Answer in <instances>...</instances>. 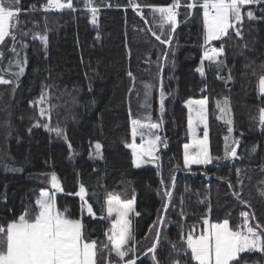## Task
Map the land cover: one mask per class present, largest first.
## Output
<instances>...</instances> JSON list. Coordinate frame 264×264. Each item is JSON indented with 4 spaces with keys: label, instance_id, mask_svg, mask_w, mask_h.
Returning <instances> with one entry per match:
<instances>
[{
    "label": "trees",
    "instance_id": "trees-1",
    "mask_svg": "<svg viewBox=\"0 0 264 264\" xmlns=\"http://www.w3.org/2000/svg\"><path fill=\"white\" fill-rule=\"evenodd\" d=\"M136 2L167 6L173 0ZM187 2L180 0L179 23L171 32L167 25L160 27L158 14L148 7L138 14L129 0H92L91 6L98 9L94 26L85 0H73V9L65 13H42L47 0H20L16 47L24 56V75L17 79L7 74L17 82L0 86V224L35 207L40 191L50 189L55 173L63 188L56 197L58 208L67 209L71 218L82 217L85 235L92 240L105 241L104 233L110 228L108 219H101L106 216L107 195L135 197L134 207L140 215L133 213V230L140 241L137 254L143 264H152L150 256H144L152 237L145 239V234L165 214L162 206L166 202L170 207L164 231L178 246L181 231L187 233L194 225L199 231L205 215L212 222L227 218L235 226L241 223L240 213L248 211L256 216L250 223L264 225V197L260 195L264 191V127L259 111L264 98L258 92V77L264 74V2L242 9V39L230 30L228 38L211 44H224L226 66L218 73L215 66L205 63L203 77L196 71L205 47L203 10H188ZM249 10L255 19L247 17ZM153 32L165 40L171 34L170 44H161ZM37 35H46L47 43L33 38ZM11 45L8 39L2 48L0 66L4 69L12 55ZM146 84L152 86L149 107L143 106ZM45 90V108L51 105L52 109L50 120L47 116L41 119L40 106H33ZM225 97L230 101L232 132L218 118L217 101ZM201 99L207 100L208 151L213 162L210 167L187 169L188 114L183 107L188 100ZM148 115L152 123H161L163 149L155 169L138 170L126 145L132 143L131 121L147 122ZM37 121L49 124V129L34 127ZM56 128L63 135L50 130ZM233 141H239V158L225 159L226 142L236 146ZM97 142L102 145L103 158L92 163ZM81 185L87 190L95 218L81 213L80 198L74 194ZM165 186L173 191L170 202L164 195ZM233 192H239L250 207L241 204ZM158 255L160 264H172L177 258L168 241ZM106 256L99 257L101 264ZM244 256L248 264H264L260 254ZM112 260L117 258L113 255ZM180 264H192L190 255L182 257Z\"/></svg>",
    "mask_w": 264,
    "mask_h": 264
},
{
    "label": "snow or ice",
    "instance_id": "snow-or-ice-1",
    "mask_svg": "<svg viewBox=\"0 0 264 264\" xmlns=\"http://www.w3.org/2000/svg\"><path fill=\"white\" fill-rule=\"evenodd\" d=\"M264 0H189L186 3L188 10L200 8L203 10V40L204 50L201 56V66L196 69L201 76L205 75V61L208 66H215L219 73L225 64V47L221 43L219 47H207L212 41H222L230 36V30L235 32L237 38H243L241 24L243 22L242 9L245 6H250L253 3H261ZM92 0H85V7L92 14L91 23H97L96 13L98 9L91 6ZM20 0H0V65L4 59L2 50L8 39H11L12 45L9 51L14 55L15 61L9 59L8 67H12L13 63L19 69L18 72L5 73V70L0 66V84H11L12 80L6 79L5 74L12 75L17 79L24 72L23 62L20 60V53L17 50L16 30L19 25V14L22 11ZM111 7V5H108ZM129 6L138 14H142L144 7H148L152 13L158 14L160 18V27L169 26L171 32H175L179 21L177 20L178 9L181 7L180 0H173L167 6L141 5L136 0H129ZM43 11L48 12L52 9H73V0H66L62 3L61 0H47V3L41 6ZM35 11V7L31 9ZM249 19H255L252 11L247 12ZM143 18V16H142ZM26 35V33H25ZM155 38L161 44H170L172 35L168 39H162L161 35H156ZM34 39H41L47 43V36H34ZM26 46V45H24ZM22 46V47H24ZM167 55L165 54V59ZM264 68V65L261 66ZM128 75L132 77V73ZM255 75V73H254ZM133 80L135 79L132 77ZM218 78L223 79L222 76ZM227 80H232L231 70ZM152 86L145 85V104L144 107H149L148 97ZM132 89H130V92ZM258 92L264 98V74L258 77ZM47 90L42 91L38 101L34 102L40 106L39 116L41 119L48 117L50 120L51 105L45 108L47 103ZM164 89L160 91V112H164ZM187 105L189 112H195V117L200 123H205L207 100H188ZM230 101L227 97L223 101H217V108L224 115L231 112ZM260 124L264 127V107L260 108ZM223 118V117H220ZM147 122L139 120L131 121V134L133 141L139 136L142 143L137 145L135 142L127 144L132 151L133 165L140 167L141 164L154 162V155L157 151V146L163 143L161 137L156 134V130L161 127V123H152L151 116L146 117ZM227 123L232 124V120L228 119ZM189 129L193 128V118L190 115L188 120ZM34 127L43 126L49 129V124H43L37 121ZM56 132L57 136L63 135V131L59 128L50 129ZM31 131V129L29 130ZM232 132V127L228 128ZM145 137H148L144 143ZM66 138V137H65ZM207 125L205 124L204 138L194 139L192 144L184 145V166L188 168L191 164L208 165L213 162V157L209 154L207 147ZM227 141V137L225 138ZM236 146L229 147L226 142L225 159H238L237 147L239 141H233ZM166 146V145H165ZM71 148V144H69ZM191 149V151H190ZM255 151V148H253ZM96 155L102 157V145L95 143ZM145 157L150 160H145ZM15 170V169H14ZM240 170H237L239 179ZM164 184V181H161ZM50 189L41 190L39 197L35 201V207L26 208L18 218L8 222L6 225L0 224V264H101L99 257L107 253L104 264H137L140 260L138 246L140 241L136 239L133 230L132 214L139 216L140 213L135 210L133 199H123L118 194L109 193L105 200L106 216L101 219L110 221V228L105 231V241L89 239L85 235L86 227L81 218H71L68 210H60L56 204V194L63 191L55 173L50 178ZM175 187V179L173 178V188ZM229 187H232L229 184ZM80 198L81 213H86L89 217H96L93 205L89 203L86 188L81 185L79 191L74 193ZM165 197L171 201L173 191L165 186ZM241 204L250 207L247 201L241 198L239 192H233ZM260 195L264 197V191H260ZM164 215H159L157 220L149 226L148 233L145 234V239L152 237L150 247L144 252V256H150L152 264H160L158 253L162 251L163 244L168 241L172 253L176 255V259L172 264H180L182 257L190 255L192 264H248V260L242 254L259 253L264 256V225L259 222L255 224L250 221H256L254 213L242 211L240 213L241 223L235 226L230 225L229 219L225 218L220 222H212L207 215L202 218V226L197 231L194 225L187 233L181 231L180 245L176 242L169 241L167 233L164 231L168 224L167 211L170 203L163 204ZM210 211V207H209ZM181 217L184 219L183 213V198H181ZM117 260L114 262L112 256ZM140 264L143 261L140 260ZM258 264V262H257Z\"/></svg>",
    "mask_w": 264,
    "mask_h": 264
},
{
    "label": "rangeland",
    "instance_id": "rangeland-1",
    "mask_svg": "<svg viewBox=\"0 0 264 264\" xmlns=\"http://www.w3.org/2000/svg\"><path fill=\"white\" fill-rule=\"evenodd\" d=\"M61 2L64 3V2H66V0H61ZM52 10H53V13H65V12H70L72 9H62V10H61V9H52ZM42 13H48V12L42 11ZM90 25H91V26H94V25L91 23V21H90ZM17 30H18V28H17ZM17 30H16V32H17ZM214 42H216V41H212L209 45H207V47H211V44L214 43ZM19 53H20V57H19V58H20V60L23 62V67H24V56H23V54H21V52H19ZM9 59L15 61V57H14V55L12 54V55L10 56ZM8 61H9V60H8ZM5 69H7V70L9 69V67H8V62H7V64H6ZM5 69H4V70H5ZM11 70H14V71H17V72L19 71V69L15 66V63H13L12 67H11L10 70H9V72H14V71H11ZM23 75H24V72L19 76V79H21V78L23 77ZM199 75H200V73H199ZM200 77H203V76L200 75ZM5 78H6V79H10V80L13 79L12 77H8L7 74H5ZM13 81L17 82L16 80H13ZM13 81H12V82H13ZM7 85H8V84H7ZM0 86H3V84H0ZM183 108L187 111V114H188V115H187V124H188L189 116L191 115L192 118H193V128H192V129H189V125H188V138H189V144H192L194 139L200 140V139H203V138H204L205 124L207 125V132H208V107H207V105H206L205 123H200V122L196 119V117H195V112H192V113L189 112V107H188L187 104H186ZM220 117H223V118H220ZM218 118H219V120L225 122V124L228 125V126L230 127V125L227 123V120L230 119V118H229V114H228V115H224V114L221 113L220 110L218 109ZM156 123H158V122H156ZM156 134L160 136V134H161V127H160L158 130H156ZM147 139H148V137H145V140H144L143 142L146 143V142H147ZM161 140H162V139H161ZM228 141H229V140H227V142H228ZM133 142H135L137 145H139V144L142 143V141H141V139H140L139 136L136 137L135 141H133V138H132V143H133ZM207 147H208V139H207ZM161 149H163V143H160V144L157 146V151H155V153H154V155H155L156 157L158 156V152H159ZM130 151H131V149H130ZM184 151H185V150H184ZM190 151H191V149H190ZM131 153H132V151H131ZM90 159H91V162H92V163H96V162H99V161H100V157H98V156L96 155L95 147H94V149H93V151H92V153H91V157H90ZM157 159H158V158H157ZM157 159H155L154 162L143 163V164H141L140 167H135V168L138 169V170H141V169H150V168H151V169H155V168H156V165H157ZM145 160H150V158L145 157ZM205 167H210V164H208V165L191 164L187 169H202V168H205ZM59 194H60V193H57V194H56V197H57ZM56 204H57V202H56ZM57 207H58V206H57ZM68 214H69V213H68ZM69 215H70V214H69ZM132 216H133V214H132ZM108 221H109V220H108ZM109 223H110V221H109ZM110 226H111V225H110ZM248 254H259V253H248ZM242 255H247V254H242Z\"/></svg>",
    "mask_w": 264,
    "mask_h": 264
},
{
    "label": "built area",
    "instance_id": "built-area-1",
    "mask_svg": "<svg viewBox=\"0 0 264 264\" xmlns=\"http://www.w3.org/2000/svg\"><path fill=\"white\" fill-rule=\"evenodd\" d=\"M179 10H180V9H178V13H179ZM48 13H53V10L48 11Z\"/></svg>",
    "mask_w": 264,
    "mask_h": 264
},
{
    "label": "crops",
    "instance_id": "crops-1",
    "mask_svg": "<svg viewBox=\"0 0 264 264\" xmlns=\"http://www.w3.org/2000/svg\"><path fill=\"white\" fill-rule=\"evenodd\" d=\"M252 5H254V4H252ZM252 5H250V6H252ZM216 42H217V41H216ZM205 63H206V64H208V62H207V61H205Z\"/></svg>",
    "mask_w": 264,
    "mask_h": 264
}]
</instances>
